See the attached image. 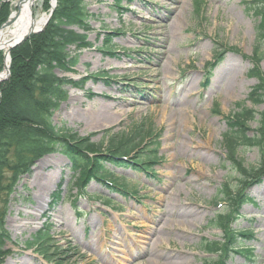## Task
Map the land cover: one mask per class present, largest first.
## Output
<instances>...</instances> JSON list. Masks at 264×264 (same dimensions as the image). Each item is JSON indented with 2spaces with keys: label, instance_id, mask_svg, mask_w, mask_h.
Wrapping results in <instances>:
<instances>
[{
  "label": "rangeland",
  "instance_id": "obj_1",
  "mask_svg": "<svg viewBox=\"0 0 264 264\" xmlns=\"http://www.w3.org/2000/svg\"><path fill=\"white\" fill-rule=\"evenodd\" d=\"M11 1L10 13L17 0ZM115 1L89 5L93 46L80 50L73 70H56L75 85L83 81L82 91L68 87L69 98L53 120L96 146L86 151L90 158L108 152L112 138L127 137L144 123L135 142L155 133L143 146L157 149L152 168L157 176L108 164L136 193L126 198L98 180L90 181L86 191L113 199L107 203L71 189L74 174L65 155L53 152L34 160L7 200L5 228L11 240L0 264H201L207 257L200 248L203 239L228 240L237 229L254 233L240 240L252 250L245 254L256 256L255 263L231 252L224 264H264V103L254 106V96L249 97L255 86L264 97V57L256 67L258 19L246 3L252 1L122 0L120 8L113 7ZM42 5L48 13L50 0ZM99 21L120 34L99 31ZM30 38L14 49L19 51ZM111 42L116 52L105 49ZM182 71L187 73L180 77ZM230 82L236 85L233 92ZM73 92L80 95L72 97ZM239 106L249 119L244 131L251 138L260 135L263 144L239 153L254 176L243 195L216 204L222 184L232 176L223 136ZM46 160L52 163L42 166ZM60 170L44 202L32 176L36 171L58 175ZM59 190L61 201L54 204ZM224 213L226 225L215 223L213 218ZM46 226L52 228L51 243L56 245L49 261L29 245L33 234Z\"/></svg>",
  "mask_w": 264,
  "mask_h": 264
},
{
  "label": "trees",
  "instance_id": "obj_2",
  "mask_svg": "<svg viewBox=\"0 0 264 264\" xmlns=\"http://www.w3.org/2000/svg\"><path fill=\"white\" fill-rule=\"evenodd\" d=\"M92 1L94 0H57V6L46 29L34 34L19 51L18 49L12 51L11 75L9 80L0 83V260L7 253L5 247L11 240L5 228L7 200L14 192L20 177L28 172L34 160L54 151L63 153L72 162L74 180L70 185L71 189L76 188L80 191L79 195L92 197L86 192L92 180H98L125 195L130 191L123 178H116L113 172L108 170V164L148 171L151 169L150 165L157 159L156 148L143 150L144 136L135 142L145 128L144 123L141 128L138 125L127 137L112 138L108 152H97L93 158H90L86 151H95V145L83 142L76 134L54 124L53 115L68 99V87L74 84L70 77H61L56 70H73L79 63L78 50L92 45L88 40V34L80 31L91 28L90 21L94 15L89 11L88 5ZM11 2L0 0V26L10 15ZM121 2L122 0H116L113 7L120 8ZM249 4V9L258 18L256 26L258 37L255 46L257 67L264 57V0H254ZM104 28V22H101V29ZM103 31L107 32L105 29ZM72 46L76 47L75 54L71 53ZM105 49L113 51V44H107ZM259 91V87H254L249 94L250 97L254 96L252 99L255 106L264 103V97ZM239 108V117L233 115L234 122L230 124L223 140L226 160L233 166L234 176L223 184L215 202L236 200L235 195L237 198L241 197L242 188L254 179V176L243 158L239 156L240 149L251 145L262 148L261 136L251 138L244 131V125L249 119L244 110L242 111L243 108L241 109V106ZM151 134L148 133L149 136ZM54 200L55 203L61 201L59 191L54 194ZM224 216L225 213L219 214L215 218L216 222L218 219L224 221L223 225H226L227 218ZM51 233L52 228L46 226L33 234L32 240L29 241V245L38 248V252L47 260H51L55 255L53 247L56 245L51 243L53 241ZM236 241L237 238L232 235L228 240L229 245L223 249L216 241L203 239L201 242L203 251L219 256L204 258L202 264L219 263L222 249L224 255L231 251L245 253L234 245Z\"/></svg>",
  "mask_w": 264,
  "mask_h": 264
},
{
  "label": "bare ground",
  "instance_id": "obj_3",
  "mask_svg": "<svg viewBox=\"0 0 264 264\" xmlns=\"http://www.w3.org/2000/svg\"><path fill=\"white\" fill-rule=\"evenodd\" d=\"M42 1L44 0H23L15 4V9L12 13L15 21L8 27L0 29V52H4L6 56L5 66L2 71H0V79L5 78L8 72L9 66V52L12 47H15L17 43H22L24 37L31 32L44 30L46 24L49 20L48 13L43 12ZM54 4L55 0H51ZM41 8L39 11L37 9ZM15 45V46H14ZM18 45V44H17ZM236 85L230 82L228 90L234 91ZM80 94L73 92L72 97H77ZM52 163L51 160H46L42 166ZM58 175H42L41 172L36 171L32 176V185L38 187V192H43L44 202L47 200V196L51 188L55 185L58 180ZM12 264H15L12 263Z\"/></svg>",
  "mask_w": 264,
  "mask_h": 264
},
{
  "label": "water",
  "instance_id": "obj_4",
  "mask_svg": "<svg viewBox=\"0 0 264 264\" xmlns=\"http://www.w3.org/2000/svg\"><path fill=\"white\" fill-rule=\"evenodd\" d=\"M21 1H23V0H19V3L21 2ZM56 2V1H55ZM54 8H55V4L52 6V10H51V13H50V15H49V19L51 18V16H52V14H53V10H54ZM15 21V18L13 17V15L11 14L10 15V17H9V19L1 26V29L2 28H4V27H8V26H10L13 22ZM39 31H34V32H31V34H33V33H38ZM31 34H28V35H26L25 37H24V39H23V41L24 40H26V39H28L30 36H31ZM18 45L20 44V43H17ZM16 44V45H17ZM15 46V45H14ZM9 74H10V67L8 66V72H7V77L9 76ZM2 79H4V78H2ZM1 79V80H2Z\"/></svg>",
  "mask_w": 264,
  "mask_h": 264
}]
</instances>
